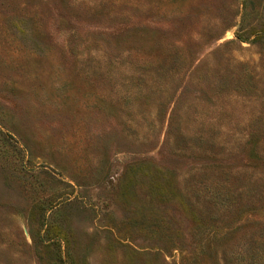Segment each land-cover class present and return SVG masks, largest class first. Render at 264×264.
Instances as JSON below:
<instances>
[{"label":"rangeland","instance_id":"1","mask_svg":"<svg viewBox=\"0 0 264 264\" xmlns=\"http://www.w3.org/2000/svg\"><path fill=\"white\" fill-rule=\"evenodd\" d=\"M0 264H264V0H0Z\"/></svg>","mask_w":264,"mask_h":264}]
</instances>
